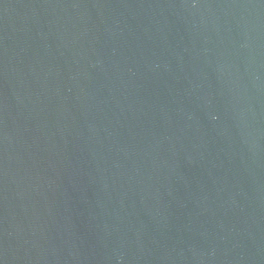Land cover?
Listing matches in <instances>:
<instances>
[{
    "label": "water",
    "instance_id": "1",
    "mask_svg": "<svg viewBox=\"0 0 264 264\" xmlns=\"http://www.w3.org/2000/svg\"><path fill=\"white\" fill-rule=\"evenodd\" d=\"M0 264H264V0H0Z\"/></svg>",
    "mask_w": 264,
    "mask_h": 264
}]
</instances>
